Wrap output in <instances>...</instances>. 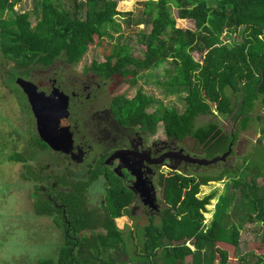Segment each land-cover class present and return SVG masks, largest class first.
<instances>
[{
  "label": "trees",
  "instance_id": "trees-1",
  "mask_svg": "<svg viewBox=\"0 0 264 264\" xmlns=\"http://www.w3.org/2000/svg\"><path fill=\"white\" fill-rule=\"evenodd\" d=\"M73 1L76 4L71 13L62 6L61 0H37V8L32 12L16 8L23 0H0V54L20 70L19 76L27 75L34 66L50 67L58 60L71 67L79 66L90 48H106L108 28L118 27L115 16L128 20L132 15V12L117 11L121 0ZM139 5L143 6L146 17L144 24L151 27L150 32L141 31L137 40L143 59L134 58L127 48L118 47L105 55L103 62H93L87 71L110 74H104L106 78L116 71L115 74L128 82L129 78L135 79L172 61L177 76L169 84L185 88L187 94L183 98V112L161 106L150 114L147 108L152 99L138 91L133 101L124 100L128 119L150 132L162 120L169 137L182 141L189 136L207 152H226L238 132L232 130L226 134L215 121L195 126L194 120L201 114L216 112L243 130L256 120L259 138L264 140V0H144ZM176 20H192L195 30L177 27ZM239 29L240 42L224 41L227 33L236 34ZM194 56H199L197 61ZM29 138L32 148L39 152L50 150L35 133L31 132ZM7 160L25 163L27 158L12 152ZM210 166L211 170L206 169L210 172H191L186 168L159 176L157 184L166 207L159 212V223L152 217L143 227L142 245L132 262L201 264L198 257L207 248L210 264H237L234 261L239 228L234 224L223 226L215 219L205 229L203 213L211 195L197 197L200 186H204L203 192L219 191L220 180L228 173L232 174L229 178L233 181L232 187L244 196L248 223L259 226L264 233V197L261 196L264 188L260 189L251 174L245 173L251 176L247 181L245 176L216 167V163ZM254 167L264 180V162ZM25 173L23 178L32 180L29 182L35 190L32 194L35 214L52 216L57 225L63 222L64 213L67 219L64 227L67 235L59 254H54L56 258L45 256L47 260H39L37 264H128L121 260L119 253H114L127 250L122 228L132 203L130 192L111 182L103 196L107 197L103 200L105 205L112 206L106 222L102 211L90 209L83 197L88 187L102 178L103 170H94L90 179L74 178L73 181L60 175L41 176L28 166ZM53 180L51 186L44 187L45 182ZM56 204L62 206L59 208ZM99 204L103 208L102 202ZM248 258L264 264V239L252 253L238 261L246 262Z\"/></svg>",
  "mask_w": 264,
  "mask_h": 264
},
{
  "label": "rangeland",
  "instance_id": "rangeland-1",
  "mask_svg": "<svg viewBox=\"0 0 264 264\" xmlns=\"http://www.w3.org/2000/svg\"><path fill=\"white\" fill-rule=\"evenodd\" d=\"M61 1L62 6L66 10L71 13L74 11L76 3L73 0ZM142 1L144 0H121L117 3L118 12H132L129 23H126L129 19L127 20L122 16H115V23L118 27L108 28V35L104 41L106 48H102L101 46L90 48L89 53L77 67L68 66L62 60H58L50 67L34 66L27 76L22 77L18 75L20 70L16 69L12 62L4 59L0 54V264H37L39 260H47L48 256L56 258L67 235L64 228L56 226V222L52 216L42 217L35 214L33 209L35 195L32 196L35 192L33 183L21 179L25 167L28 166L32 171L43 167L45 168L43 172L44 176L55 177L57 175H64L73 178L72 181L74 178L85 179L86 177L82 175L78 167L69 165L68 169L66 163L59 160L61 156L56 154L55 151L47 150L39 152L36 148L31 147V140L28 133L36 132V121L31 107L28 106L23 92L16 85L15 80L17 78H23L26 81H36L37 83L34 84H38L44 87L43 90L51 92L52 87L48 80H50L52 74L57 72V70H65L69 74H73L76 78V89L80 92L84 90V87H80L82 85V81L79 79L81 78L80 74L87 71L93 62H103L105 59L104 56L112 51H116V48H127L129 55L140 60L143 59L137 40L141 31L150 32L151 27H147L144 24L146 22L144 18L146 17L142 13L143 6L139 5ZM36 2L37 0H23L16 8L23 9L26 12H32L37 8ZM36 12L38 14L40 13L39 10ZM32 20L33 23L36 22L34 18ZM176 22L179 28L195 30L192 20H176ZM240 32L241 29L236 34L234 32L227 33L223 39L227 43L229 40L240 42L241 39L238 35ZM194 57L196 61L199 58V56ZM104 74L106 73L102 75ZM14 76L15 78L12 81V77ZM176 76L177 71L172 61H167L160 67L154 68L149 72L141 73L135 79L129 78L128 82H125L123 78L118 76L109 83L106 93L99 97V104L100 106L108 105L116 94L131 98L135 93L141 91L143 95L152 99V103L147 108L148 113L153 114L157 112L161 106L183 112L185 109L183 98L186 96L187 90L178 85L169 84ZM121 80L122 84L117 88L116 85ZM130 82H134V84ZM109 89L112 91L117 89L114 96L108 92ZM83 113L87 115L89 113L88 109L78 114L83 115ZM114 113L120 119H123L126 115L128 116L126 110L119 111L117 107L114 109ZM209 121H215L226 134H230L232 130L238 132L234 144L230 143L228 145V149H231L230 154L226 156L225 160L217 162L216 167L227 168L239 176H245L244 180L247 181H250L251 176H247L245 173L251 174L260 189H263L264 180L260 176L257 167H254L264 162V140L263 138H259L258 122L252 120L248 127L243 130L239 125L231 123L228 117H222L215 112L213 114L207 113L197 116L194 120V125H203ZM168 137L169 135L166 133L164 122L160 120L156 124L151 139L166 140ZM172 139L176 147L185 149V152L197 159L210 160L214 157L222 156L228 151L227 149L222 154L214 150L209 152L204 151L203 147L189 136L182 141L176 140L175 138ZM12 152H19L26 156L27 161L25 163L9 162L7 157ZM86 159L87 156H85ZM83 161L84 159L79 160V162ZM189 164L184 163L182 166H177L178 168L176 169L178 171H184L188 168L187 165ZM190 165L188 169L191 172H210L206 171V169H212L210 165L205 167L195 164ZM77 171L81 174L80 177L74 175V172ZM174 171L166 167L162 168V173L165 176ZM230 177H232V174L228 173L220 180L222 184L219 191H213L212 193L203 192L202 188L204 186L199 187V194L197 195L199 199L211 195V199L205 206V212L203 213V224L205 229H207L211 226L213 220L218 219L223 226L229 227L234 224L238 227L240 230L239 245L235 250L234 262L236 263L237 261V264H256V260L253 258H248L246 262L238 260L255 250L258 242H262L264 239V233L259 226H251L248 223L247 208L243 206L245 203L244 196L239 189L232 187L233 181L229 179ZM99 181L98 179L93 185L89 186L87 193L83 197L89 203L90 209H96L97 213L102 211L103 218L107 222V219L112 213V206L104 204L103 208H107L105 212L103 208L98 207L97 202L106 200L107 198L103 197V190L99 192L103 187V184ZM52 182L54 180L45 182L44 187L51 186ZM210 183H207L205 186H209ZM155 185L158 203L161 209L164 210L166 206L163 202L162 189H160L157 182ZM261 196L264 197L263 193ZM212 201H214L213 208L211 206ZM210 207L211 209H209ZM152 217H155V223H159L160 213H152L148 206L142 204L137 199L136 205L133 204L130 207V212L128 211L127 213L126 224L124 223L126 220L123 222L122 233L125 238L127 250L124 248L122 249L124 252L114 254L118 255L119 253L121 260L128 262V264H136V262H132V259L136 258V251L142 245L143 227L150 223V218ZM245 223L246 226L244 225ZM209 255L210 252L206 248L200 253L198 260L201 261V264H210Z\"/></svg>",
  "mask_w": 264,
  "mask_h": 264
},
{
  "label": "flooded vegetation",
  "instance_id": "flooded-vegetation-1",
  "mask_svg": "<svg viewBox=\"0 0 264 264\" xmlns=\"http://www.w3.org/2000/svg\"><path fill=\"white\" fill-rule=\"evenodd\" d=\"M112 73L110 77L106 78V76L96 71H84V73L80 74L81 78H79L82 81L80 87H84V90L80 92L76 89V78L65 70H57L48 80L52 87L51 92H47L43 90L44 87L35 84L46 95H51L54 88H57L62 102L68 105L66 115L61 117V120L68 126V137L69 140L71 139V143L66 145V151H55L50 144L42 141L48 144V149L55 151L56 154L61 156L59 160L66 163L68 169L69 165L78 167L82 175L86 176V179L94 176V170H103L102 178H99V182L103 184V187L99 192L103 190L105 196L111 182L117 183L131 193L132 203L128 207L130 212V207L133 204L136 205V198L143 204L139 194L142 186L139 185L136 188V177H139L142 181L146 180L148 185H151L150 181L155 185L159 176L163 175L162 168L166 167L174 171V167L184 164V162L180 163L176 160L174 155H170V153L183 148L176 147L171 137L166 138V140L151 139L153 132L142 129L139 124H136V121L133 122L131 118L128 119L127 115L126 118L124 116L123 119H120L114 113L116 107L119 111L126 110L123 106L124 100L133 101L136 93L131 98H126L123 95H115L117 89L115 91L109 89L108 92L113 94V96L115 95V97L108 105L100 106L99 97L106 93L109 83L119 76L115 74L116 71ZM123 80L125 81V79ZM30 82L37 83L36 81ZM117 84L118 88L122 84V80ZM23 96L30 107L24 93ZM87 109L89 112L87 115H84V113L83 115L78 114ZM62 113L64 112L62 111ZM35 130V136L39 137L36 123ZM184 153L188 154L185 149ZM85 156H87L86 160ZM83 159V162H79V160ZM44 170L38 168V170L33 172L44 176ZM77 172H74V175H81ZM23 175H26L25 171L22 173L21 179L28 182L32 181L23 178ZM41 193H45V189ZM101 202L102 206L105 204L103 200L98 201L99 208H102L99 204ZM156 203L159 210H150L155 214L162 210L158 199H156ZM56 206L60 208L62 205L56 204ZM62 216L59 217L61 221ZM65 223H67V219L64 213L63 222H59L60 225L56 224V226L64 228L66 227Z\"/></svg>",
  "mask_w": 264,
  "mask_h": 264
},
{
  "label": "water",
  "instance_id": "water-1",
  "mask_svg": "<svg viewBox=\"0 0 264 264\" xmlns=\"http://www.w3.org/2000/svg\"><path fill=\"white\" fill-rule=\"evenodd\" d=\"M15 83L27 97L36 121V129L40 139L50 144L55 151H66V145L71 143V139L69 140L68 137V126L61 120V117L66 115L68 105L62 102L59 90L54 88L51 95H46L30 81L17 78ZM60 125H62L61 128H59ZM230 151L231 149L229 148L222 156L214 157L210 160L191 157L190 154L184 153V149L174 151L170 155H174L175 159L180 163L184 162L205 167L225 160ZM176 168L174 167L177 171ZM150 183L151 185H148L146 180L142 181L139 177H136V188L139 185L142 186L139 194L143 204L148 206L152 211H157L159 208L156 205V188L152 181Z\"/></svg>",
  "mask_w": 264,
  "mask_h": 264
},
{
  "label": "bare ground",
  "instance_id": "bare-ground-1",
  "mask_svg": "<svg viewBox=\"0 0 264 264\" xmlns=\"http://www.w3.org/2000/svg\"><path fill=\"white\" fill-rule=\"evenodd\" d=\"M199 159V158H198Z\"/></svg>",
  "mask_w": 264,
  "mask_h": 264
}]
</instances>
